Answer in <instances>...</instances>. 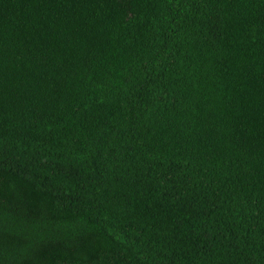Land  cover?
I'll return each mask as SVG.
<instances>
[{"label":"trees","instance_id":"1","mask_svg":"<svg viewBox=\"0 0 264 264\" xmlns=\"http://www.w3.org/2000/svg\"><path fill=\"white\" fill-rule=\"evenodd\" d=\"M0 264H264V0H0Z\"/></svg>","mask_w":264,"mask_h":264}]
</instances>
